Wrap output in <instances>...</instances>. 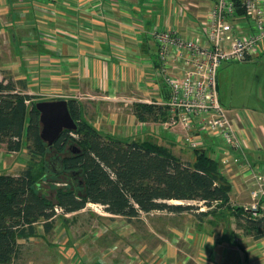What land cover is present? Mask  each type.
Returning a JSON list of instances; mask_svg holds the SVG:
<instances>
[{
	"label": "crops",
	"instance_id": "1",
	"mask_svg": "<svg viewBox=\"0 0 264 264\" xmlns=\"http://www.w3.org/2000/svg\"><path fill=\"white\" fill-rule=\"evenodd\" d=\"M199 1L0 0V79L11 78L35 100L73 98L81 115L94 113L95 118L88 120L104 135L149 140L180 157V151L189 148L176 138L175 131L160 121L139 120L134 105L155 92L164 96L167 91L157 75L161 62L152 26H176L183 32L198 12L189 5ZM181 4L189 10L174 13ZM229 110L239 127L244 124L241 132L251 141L249 156L253 161L264 160V111L249 115L233 107ZM17 152H25V147L8 155ZM13 165L0 160V169ZM217 166L231 187L227 205L201 208L202 215H195L193 224L171 225L169 239H163L164 230L147 228L160 241L151 249L154 260L146 264L258 263L261 238L242 234L233 210L250 201L247 184L234 166Z\"/></svg>",
	"mask_w": 264,
	"mask_h": 264
},
{
	"label": "trees",
	"instance_id": "2",
	"mask_svg": "<svg viewBox=\"0 0 264 264\" xmlns=\"http://www.w3.org/2000/svg\"><path fill=\"white\" fill-rule=\"evenodd\" d=\"M37 101L35 96L18 89L11 78L0 79V149L16 152L25 147L28 155L39 158L52 149L54 158L62 160V166L53 172L80 174L82 193L58 187L55 200L49 199L40 192L42 187L34 175L36 167L30 159L17 174L0 172V264L17 257L19 238L35 236L39 225L45 233L51 231L57 216L77 212L89 202L102 205L109 214L129 219L140 212L198 209L190 201L208 207L227 205L230 184L205 151L192 150L193 161L185 162L168 147L149 140L105 136L82 117L80 105L73 98L67 103L76 129L62 131L48 147L39 135ZM163 109L147 103L134 105L139 120L161 121L166 115ZM72 141L77 145L73 147L75 151L60 157L59 153ZM45 166L51 168L47 162ZM55 207L61 212L57 213ZM233 210L238 226L256 239L264 236V217H253L242 212L241 207Z\"/></svg>",
	"mask_w": 264,
	"mask_h": 264
},
{
	"label": "built area",
	"instance_id": "3",
	"mask_svg": "<svg viewBox=\"0 0 264 264\" xmlns=\"http://www.w3.org/2000/svg\"><path fill=\"white\" fill-rule=\"evenodd\" d=\"M190 5L198 12L183 32L176 26L151 28L161 62L157 75L169 94L162 97L155 92L142 102L162 106L166 115L160 122L173 129L190 150H207L215 162L234 166L249 192L250 201L243 209L262 216L264 160L253 161L249 156L251 141L241 132L244 124L239 127L220 102L216 73L222 61L264 52V0H200ZM186 10L188 6L181 4L174 13ZM248 126L252 130L253 125ZM55 211L61 209L55 207Z\"/></svg>",
	"mask_w": 264,
	"mask_h": 264
},
{
	"label": "rangeland",
	"instance_id": "4",
	"mask_svg": "<svg viewBox=\"0 0 264 264\" xmlns=\"http://www.w3.org/2000/svg\"><path fill=\"white\" fill-rule=\"evenodd\" d=\"M216 82L219 92L218 97H220L225 108L233 107L235 111L245 112L249 115L254 111H264V52L244 60L222 61L217 69ZM168 94V90L164 91L162 97H166ZM82 117L88 122V119L95 118L93 112L91 115H82ZM160 118H162L161 113L159 120ZM73 147L76 148L77 145L72 141V145H69L64 152L61 151L59 156L73 153L75 151ZM192 153L189 149H183V151H180V157L185 162H192V160H189ZM53 158L52 149H48L42 158L28 155L26 149L25 152H17L13 156L8 155V151L0 150L2 163H12L16 168L5 167L7 169L0 170L2 172L19 173L28 166V160L30 159V164L33 163L36 167L34 175L36 182H39L42 187L40 192L49 199L55 200V190L58 187L73 188L78 193H82V186L79 183L81 180L80 174H72L69 171L53 172V170H56L55 164L49 169L46 168L45 162L52 161ZM16 162H20L22 166H19L20 164H16ZM183 203L186 204L187 202ZM188 203L196 205L198 209L181 213L164 210H155L147 214L141 212L138 217L129 219L124 216L109 214L103 210L102 205L89 202L77 212L57 216L51 231L45 233L39 225L35 236L19 238L18 255L11 264H28L29 261L32 264L149 263L152 260L150 257L151 249L160 240L153 233L147 231V228H152V226L160 228L164 230L163 239H169L168 233L171 225L182 227L183 224H193L195 223V215L201 216L197 212L208 207L197 201ZM261 209L264 214V209ZM241 210L246 213L243 207H241ZM251 215L256 218L261 216ZM261 217H264V215ZM241 232L244 235L250 234L244 228ZM248 239L249 241L253 240L251 237H248ZM142 243L145 244L144 249H141V246H144ZM258 244L259 259L258 263L254 264H264V259L261 258L264 254V236L261 237ZM7 264H10V262Z\"/></svg>",
	"mask_w": 264,
	"mask_h": 264
},
{
	"label": "water",
	"instance_id": "5",
	"mask_svg": "<svg viewBox=\"0 0 264 264\" xmlns=\"http://www.w3.org/2000/svg\"><path fill=\"white\" fill-rule=\"evenodd\" d=\"M35 107L39 112V135L48 147L53 146L62 131L76 129L77 124L70 114L67 99L38 100ZM55 158L60 160L59 157Z\"/></svg>",
	"mask_w": 264,
	"mask_h": 264
},
{
	"label": "flooded vegetation",
	"instance_id": "6",
	"mask_svg": "<svg viewBox=\"0 0 264 264\" xmlns=\"http://www.w3.org/2000/svg\"><path fill=\"white\" fill-rule=\"evenodd\" d=\"M54 164H55V167H57L58 165L61 167L62 166V160H58L56 158H53L52 161L47 162V166H49V167H53Z\"/></svg>",
	"mask_w": 264,
	"mask_h": 264
}]
</instances>
